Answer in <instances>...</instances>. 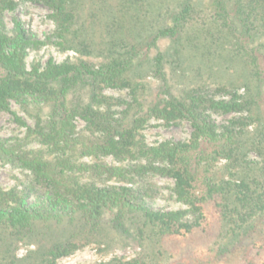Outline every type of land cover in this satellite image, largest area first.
I'll return each mask as SVG.
<instances>
[{
	"label": "trees",
	"instance_id": "trees-1",
	"mask_svg": "<svg viewBox=\"0 0 264 264\" xmlns=\"http://www.w3.org/2000/svg\"><path fill=\"white\" fill-rule=\"evenodd\" d=\"M29 1L52 9L58 44L82 58L27 69L26 49L40 42L19 24L5 31L2 12L16 2L0 0V111L24 124L14 100L34 120L22 142L0 139V159L28 170L31 188L43 190L32 205L0 187V264H58L91 243L142 250L100 264H264V0ZM149 73L160 81L155 96ZM208 83L230 98L208 97ZM104 88L127 90L129 100ZM207 110L238 114L218 129ZM150 118L189 121L190 139L148 146L141 129ZM103 155L146 162L125 169L79 161ZM88 171L170 177L186 208L151 210L131 187L83 181ZM21 242L34 247L17 258ZM165 246L169 258L178 254L160 263Z\"/></svg>",
	"mask_w": 264,
	"mask_h": 264
},
{
	"label": "rangeland",
	"instance_id": "rangeland-1",
	"mask_svg": "<svg viewBox=\"0 0 264 264\" xmlns=\"http://www.w3.org/2000/svg\"><path fill=\"white\" fill-rule=\"evenodd\" d=\"M16 5L13 9L5 10L2 12L1 20L5 26V31L9 35H13L16 31L17 24L30 34L35 40L40 42L36 48L30 47L26 49L25 65L27 69H31L34 65H39L40 68L44 67L49 61L55 64L64 62H74L80 56L79 52L73 48H62L58 44V38L55 36L56 24L52 18L53 11L46 4L42 2L29 1V0H14ZM168 44L167 41L161 42V47L164 48ZM84 59L88 58L93 62L100 60L98 57L83 56ZM264 68V57L261 60ZM153 85L151 96H155L157 86L160 81L153 73H149L146 77ZM216 83H208L204 86L207 91L208 97H213L215 100H227L230 94H221L215 91ZM245 92L244 87L238 88L237 94L243 95ZM103 93L114 98L127 101L129 97L127 90H115L112 88H104ZM123 106L117 107L121 110ZM11 110L15 112L18 117L24 121L20 123L15 120L13 114L9 112L0 111V139L7 143H15L17 140L21 142L24 140L26 127L33 126L34 120L28 117L14 100L11 101ZM210 116L211 121L220 129V126L226 125L232 117L236 116V112H214L211 110L206 111ZM74 124L76 131L84 130L85 122L75 117ZM191 124L187 120H181L175 123H165L161 119L150 118L144 127L141 129L142 136L148 146H155L162 142H186L190 139ZM26 148H39L38 144L26 143ZM79 161L87 164L94 165L95 163H102L110 167H120L131 169L136 164H144L145 159L118 161L112 155L106 156H84ZM225 160L221 159L217 164L221 165ZM31 174L28 170L23 169L15 164L3 162L0 159V187L4 189L16 188L20 190L27 198L29 204H38L42 200V188L37 186L36 189L31 188ZM83 181L94 182L98 186H128L141 193L142 203L149 209L155 211L166 212L170 210L185 209L186 206L177 200L174 194V181L172 178L162 176L159 174H149L143 177H137L133 180L123 179L122 177L113 176L108 179L99 177L95 172H86L82 176ZM33 245L25 244L23 242L18 244L15 251L17 258H23ZM165 251L157 259L160 263L165 262L167 259L173 261L178 254L174 253L172 249V259L168 257L171 249L163 247ZM141 248L135 243H128L123 246L113 248H106L105 245L91 243L82 248L77 249L71 254L60 257L57 260L58 264H100L109 262L114 259L131 260L137 258L141 252Z\"/></svg>",
	"mask_w": 264,
	"mask_h": 264
}]
</instances>
